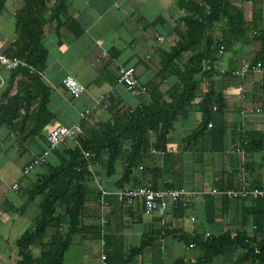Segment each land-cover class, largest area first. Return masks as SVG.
Instances as JSON below:
<instances>
[{
    "label": "crops",
    "instance_id": "crops-1",
    "mask_svg": "<svg viewBox=\"0 0 264 264\" xmlns=\"http://www.w3.org/2000/svg\"><path fill=\"white\" fill-rule=\"evenodd\" d=\"M67 1L68 14L60 18V28L57 30L55 24H48L42 40L47 56L40 77L50 90L47 108L52 113V121L43 129L41 137L36 138L15 135L7 126L0 131V135L3 131L0 154L11 159L0 165V264H17L18 237L10 235V231L5 229L15 226L17 219L25 215L13 213L11 209L6 211V208L26 205L25 211L29 210L33 203L27 201L25 190L46 173V168L43 165L36 167L24 179L17 193H9L10 188L22 178L23 168L46 148L50 132L61 125L76 124L79 113L90 110L89 116L82 122L84 132H89L98 123L111 121L117 112L135 109L149 103L151 98L164 96L175 80L174 76L159 74L164 52H169L177 39L181 11L172 0ZM22 5L23 0L5 1L0 14V53L8 51L17 39L16 13ZM247 17H251V4ZM249 40V36L244 37L231 49H224L215 63L211 80L201 86L202 93L212 87L224 99L225 113L217 123L223 125L225 145L220 144L222 136H218V127L213 137L208 134L212 126L206 128L196 147L183 144V138L191 134L201 121L197 106L199 100H196L188 117H181L174 123V129L167 138L165 157L152 158L149 155L146 158L145 165L152 171L165 173L160 175L161 183L166 181L188 191V197L144 220L140 202L124 207L114 196L112 181H116L122 172L119 162L115 176L110 181H103L108 187L107 190L104 188L107 196H110L108 202L105 200V223H101V214L99 218L94 216L97 205L91 204L93 212L84 220V231L72 238L73 244L76 245L77 240L79 246L87 241L95 242L101 251L100 264H109L113 254L116 253L117 257L119 253L128 254L130 247L140 244L143 235L165 228L163 236L157 237V243L136 254L131 264H171L181 259V264H188V261L194 262L200 250L194 243L180 241L179 237L225 232L234 234L242 228V216L251 202L230 201L211 194V191L235 188L240 180L241 186L252 188L253 185L264 189V153H246L243 148V142L248 141L250 134L258 132L264 137V77L253 74L240 78L231 74L241 65L254 60L258 46ZM122 67L134 70L136 79L147 90L146 95H137L118 83V70ZM69 75L85 86V93L74 97L67 92L63 79ZM19 80L18 76L11 80V71L0 67V102L5 100L6 91L14 95L19 90ZM102 97L106 99L96 106ZM216 109L217 106H213V112ZM196 117H199V123L195 125ZM31 129L30 126V132ZM73 146L66 141L59 148ZM236 148L241 149L244 155ZM47 161L54 165L56 159L51 154ZM99 171L100 167H95V172ZM144 181L152 184L153 175H147ZM5 194L8 196L3 199ZM12 194L19 197L20 204L16 203ZM247 225L248 234H251V220ZM34 253L38 254V251L34 250ZM81 260L82 264H92L87 255H83ZM223 262L222 257H217L210 264Z\"/></svg>",
    "mask_w": 264,
    "mask_h": 264
},
{
    "label": "trees",
    "instance_id": "trees-1",
    "mask_svg": "<svg viewBox=\"0 0 264 264\" xmlns=\"http://www.w3.org/2000/svg\"><path fill=\"white\" fill-rule=\"evenodd\" d=\"M5 1L0 0V14ZM67 2L23 0L21 9L16 13L17 39L2 54L25 62L27 66L11 71V80L20 77L19 90L14 95L6 91L5 100L0 102V131L7 126L15 135L36 138L41 137L43 129L52 121V113L47 108L50 90L40 77L47 56L42 40L45 26L55 24L57 30L60 28V18L68 14ZM247 3L251 4L249 20L246 19ZM174 4L186 15L178 20L175 45L169 52H164L159 72L163 77L174 76V83L163 94L165 97L151 98L149 103L135 109L117 112L111 121L100 122L89 132H83L78 146L50 152L49 155L53 154L56 159L54 165L46 160L42 164L46 173L25 190L27 201L36 204L38 213L16 241L17 264H64L73 245L72 238L84 231V220L93 212V203L97 205L94 216L99 218L101 211L97 201L101 194L94 184L89 166L95 175L103 176L101 183L107 190L103 181H110L121 163V176L112 181L113 192L136 187L180 190L166 181L161 183L160 175L165 173L152 171L145 161L149 155L152 158L165 157L167 138L174 129V123L181 117H188L196 100H199L197 106L201 121L191 134L183 138V144L196 147L210 123L212 130H208V134L213 137L218 127V136H222L220 144L225 145L223 125L217 123L225 113L224 99L212 87L202 93L201 86L212 78L219 49H231L244 37L249 36V41L258 46L252 62L264 65L263 1L175 0ZM215 105L217 109L213 112ZM30 126L32 132L29 131ZM243 148L246 153H264V137L258 132L250 134ZM45 151L46 148L41 153ZM82 152L88 154L87 159ZM97 166L100 171L96 173ZM149 174L153 175L154 181L148 185L144 178ZM241 184L240 180L239 186L232 189ZM109 197L105 196L106 202ZM25 206L9 207L6 211L11 209L13 213L22 215ZM248 220H251V234L246 229ZM242 223V228L234 234L225 232L179 237L180 241L194 243L200 250L194 262L188 261V264H210L217 257L230 264H264V198L250 203L242 216ZM164 231L166 229L161 228L143 235L138 246L130 247L125 255L119 253L117 257L116 253L113 254L109 264H131L133 257L155 245L159 240L157 237H162ZM182 262L181 259L171 264Z\"/></svg>",
    "mask_w": 264,
    "mask_h": 264
},
{
    "label": "built area",
    "instance_id": "built-area-1",
    "mask_svg": "<svg viewBox=\"0 0 264 264\" xmlns=\"http://www.w3.org/2000/svg\"><path fill=\"white\" fill-rule=\"evenodd\" d=\"M181 16H185L186 13L181 10ZM224 53V48L221 47L219 49L218 56L220 57ZM19 66L26 67V64L18 59L9 58L6 55L0 53V67L8 70L14 71ZM30 70H32L30 68ZM223 73V71H221ZM234 77L244 78L248 75L258 74L264 77V65L261 62H251L245 63L241 65L238 69L231 72ZM118 83L123 85L128 91H133L137 95H146L147 90L143 84H141L135 77V72L132 68L122 67L118 70ZM63 86L74 97H78L86 92V88L84 85L79 83L75 77L66 76L63 79ZM106 97H102L100 100L96 102V106H99ZM215 109V108H214ZM90 114L89 111H83L79 113V121L72 126H58L54 130L50 132V134L46 138L47 146L46 151L41 153L32 159L22 170V179L15 182L14 185L11 186L10 192L17 193L23 186L24 179L32 174L34 169L38 166H41L46 160L51 151L58 149L64 142L70 141L74 144V146H78L79 137L83 134V125L82 122L87 119ZM210 127L211 124H208ZM246 142H243L245 145ZM241 154L244 155L241 149L236 148ZM153 153H157L154 152ZM82 155L85 159L88 158V154L82 152ZM90 170L94 176V184L97 190L100 192V198L97 201L98 207L101 211L102 220L101 223L104 224V212L106 209L105 196L108 195V192L104 189L100 176L94 174L92 167L89 166ZM142 169V168H140ZM211 194L219 196L221 198H225L230 201H242L248 200L254 203L256 200L264 198V189L257 188H249L247 186H240L237 189H228L223 191L212 190ZM186 195H189L188 191L184 189L176 190V189H159V190H151L147 187H136V188H124L123 190H119L114 193V196L117 197L120 203L124 207H132L136 203L140 202L142 204L143 213L146 216H150L157 211H165L171 205H175L176 203L184 200ZM6 195L3 197V199ZM102 231L101 229H99ZM103 232V231H102ZM105 256H102V260L104 261Z\"/></svg>",
    "mask_w": 264,
    "mask_h": 264
},
{
    "label": "rangeland",
    "instance_id": "rangeland-1",
    "mask_svg": "<svg viewBox=\"0 0 264 264\" xmlns=\"http://www.w3.org/2000/svg\"><path fill=\"white\" fill-rule=\"evenodd\" d=\"M172 1L175 3V0H172ZM245 8L247 10L246 14L250 15V4L247 3ZM247 18L249 19L250 17H247ZM230 51L231 50H229V52ZM229 54L230 53H227L226 55H229ZM198 123H199V117H196L195 125ZM1 137H3V131L0 135V138ZM8 154L10 155V153H8ZM7 160H11V159L8 157H2L0 154V165H4L5 163H7ZM192 177H194V175ZM9 193H12V192L9 191ZM5 195H6V197L8 196V194H5ZM11 196L13 199H16V203L20 204V201L18 200V198H19L18 196H13V194ZM185 197H188V195H186ZM35 206H36V204L33 203L31 205V207L29 208V210L25 211V213H24L25 215L21 219H17V222H15V226L10 225V228L5 229V230L10 231V235L12 234L14 237H19L23 233V231L31 224V221L33 220V218L37 215L38 210H37V208H35ZM15 207L18 208V206H15ZM143 219L147 220L148 217L145 215V216H143ZM76 239L77 238H75V240ZM75 243H77V244L76 245L73 244L71 246L69 252L66 255L65 264H82L81 262L83 260H81V259H82L83 255L88 256V258L90 259V263L100 264L101 251H100L98 244H96L95 242H88L87 241L86 243H83L82 246H79L78 240Z\"/></svg>",
    "mask_w": 264,
    "mask_h": 264
}]
</instances>
